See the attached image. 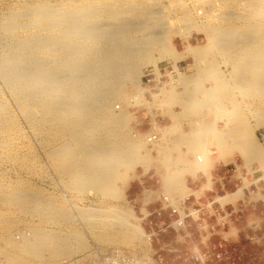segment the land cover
<instances>
[{
    "label": "bare ground",
    "instance_id": "1",
    "mask_svg": "<svg viewBox=\"0 0 264 264\" xmlns=\"http://www.w3.org/2000/svg\"><path fill=\"white\" fill-rule=\"evenodd\" d=\"M107 1L109 2L110 0ZM158 1L151 0V5L157 4ZM93 3L95 4V2ZM176 3L178 2L176 1ZM39 4L37 6H34L36 4L29 5L34 7L27 9L26 12L18 9L19 12H16V10L14 11L15 13L8 11L10 15L7 14L8 16L1 17L0 29L3 33H0V78L10 88L18 112L21 113V116L24 115L26 117L33 132L38 136L39 142L41 141L45 156L48 157L54 167L64 170L65 177H70L67 184L72 190L76 191L77 196H84L86 191L91 188L99 190L106 196L111 194L118 195L119 187L124 180L123 173L119 168L129 166L134 159L136 161L141 160L140 153L130 149L128 151L126 144H132L131 146H133V143L125 139L126 137L124 138L121 133L128 115L123 112H115V108L122 107L118 104L120 100L132 99V97L125 96L127 93L124 95L123 85L127 81L139 82L140 80L138 81V79L144 73L145 66L150 63L155 66L156 71L160 74L161 71L158 69L160 58L171 57L177 61L180 58L188 57L189 53H191L194 60L198 62L206 59L207 56L205 54L208 53L211 44L215 46V49L221 51L224 62L230 69V79L225 74L223 75L224 72H220L219 64L215 66L217 64L212 65L205 62L209 65L204 64L198 71L187 73L185 68H180L181 65L175 62L172 65L179 75L178 80L183 78V91L172 89L170 97L168 96L167 98L178 100L185 107H192V105L197 107L195 105V97H192L190 101H180L178 94L188 93L189 96H192L191 94H193L194 90L201 89L208 92L211 95L210 98L215 100L217 112L219 113L220 109L227 111L224 105L221 106L219 99L221 102L224 99H228L229 92L232 93L231 89L233 88H239L238 90H241L245 95L255 97L259 103L256 106L257 109L253 111L255 123H249L244 114L234 110L230 114L231 117H229L232 127L229 129L228 135H233L239 139L246 153L256 151L258 156L262 155L264 150H262L261 144L263 141L258 138L257 131L259 128L264 127V20L260 19L251 23V19L243 15V13L226 15L214 10L215 6L220 8L218 6L219 4L221 5V0H201L196 5L198 10L206 13L204 14L206 21L200 25L199 29L206 30L208 42L205 45L189 44L183 53H178L173 49L169 41L168 27L166 28L167 21L164 19L166 18L165 11L160 10L164 14L162 15L164 16L163 18L160 12L158 13L159 10L154 9L156 5L145 9L138 7L139 5L126 8L123 1L111 0L106 6L96 5L92 6L93 9L91 6L87 9V7H71L69 4L70 7L68 5L69 8H66V6L64 10L58 9L59 5H57V10L50 8L49 3V7L45 2V5ZM258 9L256 10L258 11ZM179 10V12L175 11V13H181L179 18L187 22L188 25L185 28L188 30L187 26L191 23V18L187 8L184 6V8L182 7ZM171 11H173V8ZM102 12L112 14L113 19L109 21L103 20L102 15L100 17ZM23 15L34 22L39 21L42 31L45 30V32L17 36L16 30L24 25V23H18L17 19ZM221 20H228V22L221 24ZM191 25L193 26V24ZM195 26L198 27L199 25ZM151 43L159 45V58L154 56L152 50L148 48ZM207 61L211 62L209 59ZM200 63L202 64V62ZM200 73L205 77L207 75L208 77H215L214 84L210 88H206L200 85L198 80L193 89H187L188 79L194 78L197 80L198 76L201 75ZM172 77L171 80L176 81ZM184 81L186 82L184 83ZM201 92L203 93V91ZM117 99H120L118 103ZM136 99L139 101L138 97ZM3 102L0 99V123H2V129H0L7 141L14 135L12 133L16 132L15 129L13 130L15 121L14 116L6 113L5 108L7 105ZM198 102L200 103V101ZM112 104H114L113 107L110 106ZM199 106L197 108H202V105L201 107ZM215 132L219 137L220 132L217 129ZM153 135L155 134L152 133L148 136L147 141L149 143H154L159 139V137L151 138ZM27 150L26 144L22 143V141H16L15 144L0 146V157L13 156L15 160L21 163L31 162L36 164V159L21 156ZM204 153L205 151H202L198 154V161L202 162L204 160L206 156ZM251 158L253 157L251 156ZM257 158L260 159L261 157ZM64 179L62 185L68 188L69 186L64 183ZM18 188H0V203L6 206H19L23 214L41 215V217L45 214H52L53 216L69 220L75 217L71 215L67 202L55 192L52 193L45 189L35 190L34 186V190ZM242 191L243 187L223 195L220 199L224 201L235 199L234 197L241 194ZM71 205L77 212V216L87 223L89 229L99 226L101 227L99 229L105 232L110 228H118L124 243L127 242L128 244V241L132 239L133 233L129 232L131 226L144 234L141 224L132 220L134 216L130 211L121 210L114 205L105 208L91 204L80 205L77 202H73ZM4 212L7 214L6 211ZM10 214H7V217L11 216ZM8 219L11 218L9 217ZM34 224H23L24 226L20 228L19 233L13 235L12 231L11 237L6 239L7 243L10 241L9 246H15L26 255L35 256V259L36 257L45 259L46 262L44 261L42 264H48L47 260L51 261L63 255H67V257L63 258L60 264H82L85 260H94L96 254L100 253L104 248L100 245H95L85 253L80 254L81 257H75V253L81 252L87 247L88 241L86 238L75 235V233L63 232L53 228L47 229L41 227V225L37 226ZM105 237L101 235V238L105 239ZM120 248L119 246L111 247L108 251H116L120 250ZM1 253L3 255L7 252ZM23 259L17 260L18 263L29 264L28 260ZM9 262L10 259H7L5 264H9Z\"/></svg>",
    "mask_w": 264,
    "mask_h": 264
},
{
    "label": "rangeland",
    "instance_id": "2",
    "mask_svg": "<svg viewBox=\"0 0 264 264\" xmlns=\"http://www.w3.org/2000/svg\"><path fill=\"white\" fill-rule=\"evenodd\" d=\"M122 1L126 8L139 5L138 7L145 9L146 7H154V5H156L154 9L157 11L159 10L158 13L160 12V10H162L163 12L165 11L164 14L166 15V18L162 16L164 15L163 12H160V15L165 19V21H167L166 28L168 27L167 30L169 34L170 44L178 53H183L186 48H188L189 44L205 45L208 42V34L206 30L201 29V31L199 29L200 25L206 21V16L204 15L206 13H203L197 8L198 2L201 0H193L194 3H192V0H159L157 4L154 5H151V0H133V2L132 0H121V2ZM176 1L180 3L178 4L176 3ZM231 1L221 0V5L219 4L218 6L220 8H217L215 6L214 10H217L218 12L224 13L226 15L239 14V12L240 14L243 13V15L251 19V23H254L260 19L264 20V0H236L237 2L235 0H233L232 2ZM44 2L47 6L49 3L50 8H60L63 10L69 8L70 5L71 7H87V9H89L91 6V8L93 9V7L96 5L106 6V4L109 3L107 0H81V3L80 0H0V19H2L1 17L6 16L7 14L10 15V12L15 13L14 11H16L17 9L26 12L27 9L37 6L39 3L45 5ZM93 2H95V4ZM130 3L134 4L131 5ZM258 3H260L261 5ZM57 5L59 6L57 7ZM140 5H142L143 7ZM184 6L185 8H187V12L189 13L191 18V23L188 22L189 26L191 27L187 26L188 30H186L185 28L186 25H188L187 22H184L179 18L181 17V13H175V11H181L179 9H181L182 7L184 8ZM243 7H245L246 9ZM262 7L263 9H261ZM172 8L173 11H171ZM256 9H258V11ZM18 10L16 12H19ZM196 11H198V13H196ZM102 13H100V17L102 15V19L104 18L103 20L106 19L109 21L113 19L112 14L108 12ZM24 16L25 15L17 19L18 23H24L23 26H20L16 30V34H19H17V36H25L31 33L36 34L39 32H45V30L42 31V26H40V23H38L39 21L34 22L29 17L27 18L25 16V18ZM23 20L25 21L23 22ZM227 22L228 20L220 21L221 24H225ZM191 24H193V26ZM194 24L199 26L196 27ZM0 33H3L1 29ZM151 44H149L150 47L148 46V48L152 50V54L154 56L159 58V45L157 43ZM4 51H6V49H4ZM220 54L221 51L215 49V46H212L211 44V47L209 46L208 53L205 54V56H207V60L209 59L214 63H211L206 59L200 60L198 62L194 60L191 53H189L188 57L180 58L177 61H175L171 57L160 58L158 63L161 65L165 62L179 63L181 65V68H185V71L187 73L198 71V69L204 64H217L215 66H218L219 64L218 68L219 70H221L220 72H224L223 75L225 74V76L230 79V69L227 67L226 62H224L225 60L223 59L222 54ZM200 62H202V64ZM150 68L156 70L155 66L150 63L145 66L144 73L138 79V81L140 80L139 82L135 81L133 83L132 81H127L123 85L124 95L127 93V95L125 96H128L130 98L132 97V99L126 101L117 99V103L120 100L118 104H120L122 107L115 108V112H123L125 115H128L126 124L122 128L121 133L123 134L124 138L126 137L125 139H127L130 143H133V146H131L132 144H126V147L128 148V151L134 150L137 151V153H140L141 160L136 161L134 159L129 164V166L127 165L119 168V170L122 171L124 177L123 183L119 187V194H111L107 196L102 194L99 190L92 188L88 189L84 196L82 195L80 197L76 195V191L72 190L71 187L67 184V181L70 179V177H65L64 170L54 167L48 157L45 156L46 154L44 153V148L42 147L43 145L41 141L39 142L38 136L33 132L26 117L24 115L21 116V113L18 112L10 88H8L4 81L0 78V99L2 100V102L5 100L3 103L8 106H6L5 108L6 113L10 116H14L15 126L13 130L15 129L16 131V134L12 133L14 135L10 137V140H7V143L6 138L4 137L5 135L1 132L2 123H0V142H2L0 146L15 144L16 141H22V143L26 144L28 150L21 156L34 158L37 162L36 164H32L31 162L21 163L15 160V157L13 156H1L0 188L16 189L19 187L18 189L26 188L34 190V186V188H36L35 190L45 189L52 193L55 192L56 194H58V196H61L67 202L71 215L75 216L74 218L69 220L53 216L52 214H45L43 215V217H41V215H30L25 213L23 214L19 206L11 205V207L2 205L0 203V253H4V251L7 252V255H2V253L0 254L1 264H5V261L7 259H10L9 264H19L17 260H21L23 258V260H28L29 264H42L44 261L46 262L45 259H40L37 257L35 259V256L33 257L26 255L25 253L19 251L15 246L13 247L11 244V246H9L10 241L7 243V239L11 237L12 231L13 235L15 233L17 234L19 233L20 228L24 225H30L34 223V225H41V227H45L47 229H58L63 232L75 233V235L86 238V240L88 241L87 247L81 252L75 253V257H81L80 254L85 253L88 249L94 247L95 245H100L104 248L100 251V253L96 254V257L100 256L99 254L102 255L111 252L112 250L108 251L109 249H111V247L119 246L121 247L120 250L131 254L135 253V255L145 259L147 264H264V159L262 160V158H264V151H262L263 156H258L256 154V151L246 153L242 148V145L240 143L241 141L235 138L233 135H228V131L232 127L229 117H231L230 114L234 110H237L238 112L240 111V113L244 114L249 123H255V116L253 111H255V109H257L256 106L259 105L258 99L251 95H245L241 90H238L239 88H233L231 89V92L233 94L229 92L228 99H224L222 100V102L219 99V103L221 104V106L224 105L227 111H223L222 109H220L218 113L216 110L217 105H215V102L206 104L202 107L215 109V130L217 129L220 132L219 137L218 135H215V158L216 161L218 160L219 166V168L215 170V209H212L208 203L202 206L193 203L187 204L182 200L181 202L177 203L167 202V207H169L171 210L170 216L167 214H159V211H157L156 209L146 208L143 204L141 205L140 202H138V198L144 196L147 193V188H150L153 185V177L146 176L145 174H143L142 170L143 166L146 167L148 164L147 153L149 152L150 148H148L149 142L147 141V138L150 134H142L143 130L141 129H144V124L140 122L136 117V115L138 116L137 108L144 105L163 103L168 107L170 116L173 119L175 118V116H178L174 120L177 121L175 125L180 127H182L181 121L183 119H186L187 114L195 113L196 111H193L195 107L185 108L181 103H179L178 100H170V98H167L168 96L170 97L172 89L183 91V78L181 80H178L179 75L176 73L172 77L176 79V81H172L171 77L169 79L164 77L162 78V82L155 83L152 81L149 84H146V78L144 77V75ZM200 74L201 75L198 76L197 80L194 78L188 79L187 82L190 89H193L195 87L198 80L200 82V85L205 86L206 88H210V86L214 84L215 77H208V75L205 77L202 75V73ZM192 79H194L195 81ZM185 82L186 81H184V83ZM198 90L199 92L194 93L192 97H195L194 99L200 101L204 96V93H202L201 91L204 90ZM136 96L138 97L139 101H137ZM178 96L180 97V99H187L188 95L185 93H180L178 94ZM176 98L178 99L177 96ZM113 105L114 104L110 106L113 107ZM228 109L231 111H229ZM257 135L258 138L263 141L261 146L262 150H264V127L258 129ZM220 139L224 141H221ZM134 147H136L135 149L137 150H135ZM251 156L253 158H251ZM257 157L261 158L258 159ZM142 158H144V160H142ZM63 178H65L64 183H66V185L70 187V190L69 187L66 188L64 187V185H62ZM4 184L6 185L4 186ZM242 187V193H244L238 194L236 197H234L235 199L232 198L227 201L220 199L223 195H226L229 192L232 193ZM73 202H77L80 205H96L101 208L114 205L121 210L123 209L130 211L134 216L132 220L141 224L144 229V234L131 226L129 232L133 233L132 239L129 240L127 244V242H123L118 228H110L105 232L99 229L101 228L99 226H95L94 229H89L87 227V223L77 216V212L71 205V203ZM173 208H178L182 210V212L188 214L185 218L184 224L181 227H176L174 224L172 225V220L178 216V212H173ZM4 211H6L7 214L11 213V216L8 215L11 219H8L9 217H7V214H5ZM213 216L215 218V229L209 222V219ZM16 218L17 220H15ZM208 230H213L215 232V237H210L207 233ZM4 232L6 233L4 234ZM101 235L106 236L105 239L101 238ZM13 239L15 240V238ZM4 240L8 245L4 243ZM8 253L12 254L9 255ZM14 253L17 255V258ZM196 254L202 255L204 257L203 261L200 259H196ZM65 257H67V255L59 257L60 259L56 258L52 259L51 261L47 260V263L60 264ZM56 260L58 261L56 262Z\"/></svg>",
    "mask_w": 264,
    "mask_h": 264
},
{
    "label": "crops",
    "instance_id": "3",
    "mask_svg": "<svg viewBox=\"0 0 264 264\" xmlns=\"http://www.w3.org/2000/svg\"><path fill=\"white\" fill-rule=\"evenodd\" d=\"M187 89H190L188 84ZM197 92L199 90L196 89L193 94ZM185 94L188 98H181L180 101L192 100V96ZM210 96L208 92H205V96L200 100L201 104L195 99V105L201 107L203 102L204 105L214 102L215 100ZM197 107L193 110L196 111L195 113H188L186 119L181 121L182 127L175 125L177 121L174 119L178 116L173 119L168 107L163 103L137 108L138 116L136 117L144 124V129H141L142 134L157 133L159 135L157 141L149 143L148 164L142 169L143 174L153 177V185L147 188L144 196L138 198V202L146 208L156 209L159 214L170 216L171 210L167 207V202L177 203L182 200L187 204L202 206L208 203L212 209H215V170L219 168L218 160L216 161L215 158V135H217L215 109ZM202 151H205L206 156L201 162L198 161L197 156ZM209 222L215 229L214 216L209 219ZM207 233L210 237H215L213 230H208Z\"/></svg>",
    "mask_w": 264,
    "mask_h": 264
},
{
    "label": "built area",
    "instance_id": "4",
    "mask_svg": "<svg viewBox=\"0 0 264 264\" xmlns=\"http://www.w3.org/2000/svg\"><path fill=\"white\" fill-rule=\"evenodd\" d=\"M158 69L161 71L160 74L153 68H150L146 71L147 73L146 75H144V77L146 78V84H149L152 81L155 83L162 82V78L166 77L169 79L171 76L177 73L174 66L170 62H165L162 65L159 64ZM153 134L155 135H153V137L151 138H158L157 133ZM173 212H178V216L172 220V225L174 224L176 227H181L184 224L185 218L188 214L182 212V210L178 208H173ZM195 256L196 259H200L203 261L204 257L202 255L196 254ZM82 264H147V262L145 259L135 254L127 253L122 250H114L100 255L92 261L85 260Z\"/></svg>",
    "mask_w": 264,
    "mask_h": 264
}]
</instances>
